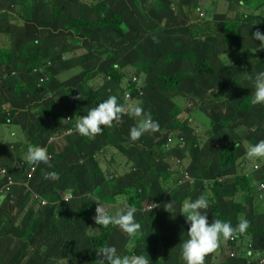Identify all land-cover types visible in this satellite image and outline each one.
Here are the masks:
<instances>
[{
  "label": "rangeland",
  "instance_id": "rangeland-1",
  "mask_svg": "<svg viewBox=\"0 0 264 264\" xmlns=\"http://www.w3.org/2000/svg\"><path fill=\"white\" fill-rule=\"evenodd\" d=\"M105 1L0 0V264H96L99 247L112 244L128 254L129 239L135 245L130 251L148 256L149 264H182L176 247L177 241L182 239L172 229L171 222L175 218L179 228L187 229L184 216L177 212L183 202L195 200L201 194L208 195L210 201L207 210L210 222L221 219L235 226L243 216L249 221L243 234L264 241V234L257 229L264 230V202H250L255 195L259 199L264 195L260 197L251 180L236 177L234 170L235 156L240 158L244 154V161L239 165L243 168L238 169L241 175L251 169L252 161L264 160L250 159L246 155L249 145L264 140V105L251 103V82L245 79L248 74L264 70V48L240 49L234 60L222 51L218 57L220 66L213 73L220 78L218 89L206 91L208 94L190 87L195 79L183 85L177 79L157 78L158 85L164 87L163 94L167 93L163 95L164 101L169 99L180 105L164 104L163 109L152 105L155 111L152 117L159 123V130L146 132L137 141H131L128 135L136 119L124 113L111 127L101 126L102 132L94 139L74 133L59 145L48 143L52 134L65 127L66 113L74 114L77 119L87 114L88 110L83 108L92 94L87 89L78 92L68 87H60L62 91L56 92L49 83L57 73L50 82L36 85L29 75L30 62L40 64L35 68L44 71L43 60L49 61L52 57L48 49L53 50L55 44L49 36V23L57 19L61 24L59 28L65 25L58 18L62 11L57 2L64 4L67 12H77L87 19L82 24L73 20L72 26L87 28L108 26L106 17L120 16L119 9L106 12ZM158 1L164 3V0ZM200 5L203 8L198 12L185 15V23L200 18L204 21L206 17L214 20L216 15L212 11L226 9L217 1L200 0ZM255 6L259 16L254 25L264 34V0L253 8ZM236 11L237 8L232 12ZM232 12V20L225 19L221 26L223 32L231 31L235 35L239 15ZM36 14L47 24L41 25L34 19ZM138 15L142 18L140 12ZM154 21L155 28L164 27V11L158 10ZM148 32V28L142 29L139 38ZM72 36L83 38L76 36L75 31ZM54 39L59 48L68 50L64 55L57 52L60 62L80 56L88 58V62L97 59L98 43L89 38L82 46L87 53L79 55L83 53L81 50L73 57L70 53L74 52L69 50L78 47L76 42L65 36ZM224 41L223 37L217 43L224 47ZM233 41L238 45L237 40ZM131 49L135 55V47ZM144 53L139 51L138 54L143 56ZM239 55L249 60L240 79L234 71ZM104 57L105 67L110 69L113 64ZM96 66L100 67L96 63L92 67ZM85 70L74 75L79 76ZM118 71V66L112 69L113 73ZM127 73L129 78L135 76ZM114 79L122 84L116 75ZM128 82L123 83L118 95L131 88ZM89 84L88 87L94 89L100 87L102 74L91 78ZM105 90L100 91L106 93ZM120 100L122 104L138 102L145 108L141 99L132 94L131 99ZM179 107L181 109H177ZM114 124L122 126L118 128ZM33 146L46 147L52 155L50 168L26 162L27 150ZM183 166L188 168L191 177ZM48 172H58L59 180H46ZM118 198L138 210L135 214L138 220L135 219L141 230L135 238L127 237L117 226L105 227L95 222L97 203L112 212L118 206ZM170 201L174 208L169 213L166 203Z\"/></svg>",
  "mask_w": 264,
  "mask_h": 264
},
{
  "label": "crops",
  "instance_id": "crops-1",
  "mask_svg": "<svg viewBox=\"0 0 264 264\" xmlns=\"http://www.w3.org/2000/svg\"><path fill=\"white\" fill-rule=\"evenodd\" d=\"M154 1L155 0H152L151 3H149V1H144L140 6V12L143 16H148V14H151L152 20L150 22V26L148 27L151 32L147 33L141 39V42L135 47V55L133 54V50L131 53H129V55H127L125 51H121L119 52V55H122L124 57L123 59H117V57L112 54L110 56H107V60L108 63L113 64L110 66V69L117 68L118 66V72L121 71L124 74L123 79L122 77L120 79L124 83L128 80L129 77L127 71L133 74L139 73L141 78L139 79L138 86L140 87L141 92V86H144L147 89V94L150 100L153 102L152 105L158 109H163L164 104L166 106L174 105L175 107L180 104H177V102H171V100L169 99L164 101L163 95L167 93L163 94L164 87L158 85L157 78H175L181 81L183 85L184 83H187L189 79H195L194 85L196 90H198L199 92L207 91L209 93L211 89H218L217 82L218 80H220V78L216 77V75H214L213 73H215L217 68L220 66L218 57L221 56L222 51L225 52L226 57H231L234 60L236 58L238 50H251L252 46L250 44L257 42V40L250 39L252 33L259 30L258 27L254 25V22L259 16V10L256 6L254 8L253 6L254 4H258V1L262 0H210L211 2L217 1L220 5L224 4L226 6L225 11H212V14L216 15V18H214V20L206 17L204 21L203 18H200V20L196 19L194 21H189L188 23H185L183 21L186 14L188 16L192 15V13L188 11V8L193 9V12H198L203 7L200 5V0H184L182 2V6L180 2L181 0H179L172 3V6L170 8L173 11L172 18L168 20L170 22L164 20V27L159 28H155V25L157 23L154 22ZM164 1L167 2V0ZM66 3L71 4L69 2ZM135 3V0L130 1L125 7L127 9H132ZM56 4L59 6L61 11H64V4H61L59 2H57ZM15 5L18 7V9L21 8V5L17 3H15ZM185 5L187 6L184 10ZM260 5L261 4H259V7ZM235 8H237L238 11L233 13L232 11H234ZM231 12L235 16L237 15V13L243 14V18L241 20L237 19L238 23L234 28L236 30L235 35H232L231 31L225 30L223 32V35H220L217 38L200 37L195 40L190 38L187 30L189 26L201 22L204 26L206 25L212 27H220L222 22L226 21L225 19H227L228 21L232 20V17L230 16ZM206 13L208 15L211 14V12ZM222 15H224V17ZM34 19H37L41 25L47 24V22L42 17H39V14L34 15ZM239 22H241V26L237 27ZM166 23H168V26H165ZM226 23L228 24V22ZM49 25L51 26V28L49 29V36L52 38V41L55 44L56 51L54 50V48L53 50L48 49L51 53H53V55L49 61L47 59L43 60L44 65L46 66L44 71L50 69L56 71V75L57 77H59V82H54L50 79L51 82L49 81V84L57 89L55 90L56 92L60 93L62 91V88H60L61 83L73 79V76L76 75H74V73L79 70L92 67L94 63H96V65H101L102 61L106 60V58L104 57V48L106 46H109L108 43L112 40L111 38L113 35L111 30L106 25L98 27L97 29H91L88 35L83 36L85 37L84 39L78 41V43L76 44L78 45V47H75L77 50H74L75 52L70 54L73 57V54L80 53V51L83 50V42L87 41V38H89L90 41H97L93 40L90 37V34H95L98 37L97 39L101 40L97 44L100 47L99 50H97V59L88 62V58H83L82 56H80L79 59H69L64 62H60V59L56 55L57 52H63V54H67L68 50H63L64 48L60 49L59 46H56V43L58 41L57 39H54V37L66 36V38H68L67 40H71L73 39V37L70 35L77 29L71 26L69 28L66 25H64L63 28H59L61 27V25L58 23L57 19L51 21ZM34 27L39 32L37 26ZM238 29H240L239 32L237 31ZM219 32L221 33V28H219ZM79 37L81 38L82 36ZM223 37L225 39V41L223 42L224 47H221L218 45L217 40L222 39ZM233 40H237L239 46L237 44H234ZM253 46L255 47L257 45L254 44ZM139 51L145 52L144 55H139ZM85 53L87 52L83 50V53H80L79 55H83ZM240 55L234 64L235 75L238 79L242 78V75H244V65H248L249 63V60H243ZM51 63H54L52 67H50ZM103 70H107L106 67ZM44 71H40V73ZM41 78L46 79L47 76H39V80H36L35 82L36 85H39V82L48 83L45 81V79L41 81ZM62 79L66 80L63 81ZM76 87H79L77 89H85L88 86H86L84 82H77ZM102 87H104V85H102ZM122 87L123 85L121 86V88ZM98 90L100 91L101 88ZM117 91H120V89H118ZM124 102L126 104L129 103V101ZM114 125L118 128H121L122 126L120 124ZM171 223L172 229L176 230L177 235L182 238V241L186 239L187 237L185 232L187 230H185L183 227L179 228V221L173 220ZM182 241L177 242L176 244L178 250H180ZM181 261L182 264H184L182 258ZM204 264H210L209 253H207L204 257Z\"/></svg>",
  "mask_w": 264,
  "mask_h": 264
},
{
  "label": "clouds",
  "instance_id": "clouds-1",
  "mask_svg": "<svg viewBox=\"0 0 264 264\" xmlns=\"http://www.w3.org/2000/svg\"><path fill=\"white\" fill-rule=\"evenodd\" d=\"M199 15L202 17L203 14ZM251 40L260 41V44H257V46L259 48H264V34H261L259 30L252 33ZM102 77V85H104L105 74H102ZM110 79L111 78L108 76L107 80ZM245 79L251 82V103L253 105H264V70L258 71L254 75L248 74ZM45 81L49 82L50 78L48 77ZM100 88L98 87L97 89H94L93 86L85 88L91 91L92 94L91 100L83 108L88 111L86 115L81 116L76 121L74 129H69L70 133L74 130V133H77L81 137L94 139L97 134L102 132L103 129L101 126L111 127L113 122L119 121L124 113H127L130 117L136 119V123L130 127L128 133L131 141L139 140L146 132H156L159 130V123L153 119L152 114L140 103L129 102L128 104H120L117 102V96L102 93L98 90ZM85 89H77V91L81 92ZM108 92H110V90ZM69 114L72 113H66L64 115L63 122H65V118ZM64 125V128L66 129L67 123L65 122ZM74 133L66 135L60 142H51L49 137L48 143L59 145L64 142L65 138H69ZM246 155L250 159L264 158V140H259L256 143L249 145ZM49 160L50 156L46 147L33 146L29 147L27 150L26 162L30 165L35 166L43 164L50 168L51 165L49 164ZM260 162H264V160ZM59 177L60 174L58 172H48L44 178L48 181H57L59 180ZM263 195L264 192L260 194V197H263ZM250 202L253 203L255 201L250 200ZM166 204L167 211L170 213L174 208V205L172 201ZM149 205L145 206L147 207ZM209 206L210 201L208 195L201 194L195 200L183 202L180 206V210L177 212L184 216L185 222L188 225L187 229L184 228L187 230L185 232L187 238L183 241L181 240L182 243L180 245V250H178L180 252L179 257L180 259L182 258L184 264H204V257L207 253H209L210 264H246L243 258L238 257V259H233L226 253V240L233 238L235 235L244 238L246 243H252L254 248L264 255V250L259 249L250 237L243 234L249 227V221L247 218L241 216L235 226H233L231 221L221 219H215L210 222L207 212ZM150 208L152 209L153 207ZM137 211L138 210L134 205L126 203L118 198V206L115 207L112 212H109L104 206L97 203L94 219L98 225H103L105 227L110 225L117 226L127 237L135 238L139 235L141 230V225L137 222L138 218L135 216ZM173 220L177 219L173 218L172 221ZM172 240L177 241L175 238ZM127 247L129 249L128 254L119 251L117 247L112 244H105L104 246L99 247L97 249V256L99 258L96 260V264H149L148 256L130 251L135 247L132 239H129Z\"/></svg>",
  "mask_w": 264,
  "mask_h": 264
},
{
  "label": "trees",
  "instance_id": "trees-1",
  "mask_svg": "<svg viewBox=\"0 0 264 264\" xmlns=\"http://www.w3.org/2000/svg\"><path fill=\"white\" fill-rule=\"evenodd\" d=\"M130 1H133V0H114L113 5H112V0H107V1L103 2V7H105L106 12H109L112 8L115 11H118V9L121 11L120 16H118V17L115 16L114 18H112L111 16H109V17L105 18V24L108 25L107 27L111 30L112 35H113L111 38L112 40L108 43L109 46H106L104 48V55H106V56H110L113 54V55H115V57H117V59H120L118 56H119V52H121V51H125V53H127V55H129V53L132 52L131 48L136 47L141 42V39L143 38V37L139 38V36H138L140 34L141 30L142 29L145 30L146 28H148L150 26V20H152L151 14H148V16L142 15V18H141V16L138 15V12H140V6H141L142 2L147 1V0H135L136 3L133 5L132 9H127L125 6ZM176 1H179V0H172V1L167 0V2L164 1V3L160 2L158 0L154 1V3H153V10L155 11L154 19H156V17H157V11L158 10H160V12H162V11L165 12L164 13V20L168 21L170 18H172V12L173 11L170 8L172 6V3L176 2ZM183 1L184 0L180 1L181 6H182ZM185 1H187V0H185ZM149 3H151V2H149ZM186 6L187 5H185L184 10H185ZM58 8H59V6H58ZM188 11L190 13H193V9L188 8ZM59 13H60V15L58 16V18L61 22L65 23V25L69 28L71 26V27L77 29L75 31L76 36H82L83 37L84 35H88L91 29H97L98 28V27H94V26H89V27L85 28V27H83V25L72 26L71 21H73V20L82 24L83 22L85 23L87 21V19L85 18L84 15L79 14L77 12H67L66 7L64 8V11L59 12ZM238 15H239L238 16L239 19L243 18V14L238 13ZM168 16H170V18ZM168 22H170V21H168ZM240 24L241 23H239L237 25V27H240L241 26ZM165 26H168V23H166ZM219 28H221V33L219 32ZM240 29H238L237 31L239 32ZM187 30H188L190 38L194 39V40L197 38H200V37H207V38L215 37V38H217L220 35H223L221 25H220V27L219 26L212 27V26H206V25L204 26L201 22L196 23L192 26H189L187 28ZM71 36H72V34H71ZM90 37L93 40H97L94 42L98 43L99 41H101V40L97 39L98 37L95 34H90ZM84 38L85 37H83L82 39H84ZM50 39H51V37H50ZM79 40H81V39H79L78 37H75V36L73 37V39H71V41L76 42L75 44H77ZM259 42L257 41L255 43H251L250 45L251 46H253L254 44L257 45ZM56 46H58V45H56ZM61 48H64V47L61 46L60 49ZM99 48H97V50H99ZM54 50H55V48H54ZM63 50H65V49H63ZM74 50L76 51L77 49L75 47H71V50H69V51L75 52ZM62 54H63V52H62ZM51 55H53V53H51ZM39 65L40 64H38V63L30 62L28 69H29V75L32 79L31 82H36V80H39V76H48L49 75L50 76L49 78L51 79L52 76L55 75L56 71L51 70V69L49 71L46 70L42 73L32 72V70ZM104 68H105V61H102L100 67L96 66V67L86 68V70L84 72H81V74L79 76L75 75V76H73V79L62 82L60 87H64V88L68 87L71 91L75 90V89L77 90V88H79V87H76L77 82H84L85 85L88 86V85H90L89 84L90 79L95 77V76L97 78V76L101 73V74H105L104 87H101L102 91L104 89H106L105 92L108 95H115V96L119 97L117 102L120 104H122V101L120 99H123V100L131 99V97L130 98L125 97L124 94L126 93V90H122L121 95H118V93H120L121 89L123 88V87L121 88V86L123 85L124 82H122V84L119 83L118 80L114 79V76L116 75L119 79H121V77L123 79L124 74L121 71L117 72V73H113L112 69L103 70ZM134 75L135 76H133V77H136L138 79L141 78L139 73H137V74L135 73ZM108 76L111 78L110 80H107ZM132 78L128 77V80H129L128 83L131 85V88L129 89L132 92L131 94L134 97L141 99L142 104L145 106V109L147 111H149L152 114V116L154 117L155 111H154V108L152 106V101L150 100V98L147 94V89L144 86H141L143 94H142V96H140L137 92V89H136L138 84L133 83ZM79 79L82 81H80ZM172 79H175V78H172ZM52 81L59 82V77H57V75H56ZM190 87L195 88L194 83ZM118 89H120V91H117ZM138 89L140 90L139 86H138ZM109 90H110V92H108ZM196 91H198V90H196ZM200 93L206 94L207 92L206 91L205 92L200 91ZM177 109H181V108L179 107ZM171 134H169V135H171ZM237 144H239V143H237ZM166 149L168 150V148H166ZM243 155L244 154H241L240 158H237V156H235V161H237L236 162L237 165H235V167H234V170L236 172V177L251 180L252 183H253V178L264 181V168L257 171V172L252 173L250 176H247V177L241 175V173L238 172L239 168H240V170L243 168V166L239 167V165L242 164V162L244 161ZM183 168H185V166H183ZM185 169L188 170V168H185ZM8 172H9V174H11L9 170H8ZM188 173L191 177V173L189 170H188ZM251 200L256 201V203H261V202H264V197L262 199H259V196L255 195V197ZM250 224H252V222ZM257 229H259L261 231L260 234H264V230L261 227H259ZM250 239L255 243V245L259 249L264 250V241L263 240L256 238L253 235H250Z\"/></svg>",
  "mask_w": 264,
  "mask_h": 264
},
{
  "label": "built area",
  "instance_id": "built-area-1",
  "mask_svg": "<svg viewBox=\"0 0 264 264\" xmlns=\"http://www.w3.org/2000/svg\"><path fill=\"white\" fill-rule=\"evenodd\" d=\"M40 69L34 68V73H40ZM45 78H41V81H43ZM47 80V78L45 79ZM132 82L136 83L138 82V78L133 77ZM137 92L139 95H142L141 90L138 89V86L136 87ZM131 90L126 89V93L124 94L126 98L131 97ZM78 119L74 116V114H69L65 118V122L67 123V128H63V130L59 133H55L50 136L51 142H60L64 139L66 135H70L74 133L73 130L71 133L69 132V129H74V124L76 123ZM50 158L52 155H49ZM264 168V162L260 161H253L251 165V169L248 172H244L242 175L247 177L250 176L252 173L257 172ZM184 178H186L189 182L192 181V178H188L187 175H183ZM253 183L257 189V191L261 194L264 192V181L258 180L253 178ZM226 253L230 258L238 259V257L243 258L246 264H264V255L260 251L256 250L252 243L245 242V239L235 235L233 238H229L226 240Z\"/></svg>",
  "mask_w": 264,
  "mask_h": 264
}]
</instances>
